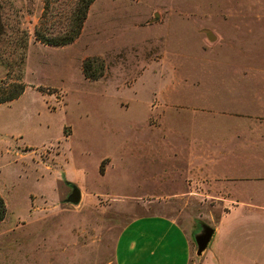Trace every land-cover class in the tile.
<instances>
[{"label": "rangeland", "instance_id": "1", "mask_svg": "<svg viewBox=\"0 0 264 264\" xmlns=\"http://www.w3.org/2000/svg\"><path fill=\"white\" fill-rule=\"evenodd\" d=\"M0 2V87L10 91L26 30V87L0 103V264H118L119 236L151 214L195 235L211 225L220 193L146 191L173 177L171 145L164 152L154 140L160 109L171 129L173 119L193 115L198 125L206 106L236 99L239 82L227 75L264 72V0H98L80 35L62 46L41 42L35 28L60 32L74 0ZM93 56L94 68L103 62L97 79L82 72ZM162 90L196 110L165 106ZM67 181L79 202L66 200ZM259 253L239 264H264Z\"/></svg>", "mask_w": 264, "mask_h": 264}, {"label": "crops", "instance_id": "2", "mask_svg": "<svg viewBox=\"0 0 264 264\" xmlns=\"http://www.w3.org/2000/svg\"><path fill=\"white\" fill-rule=\"evenodd\" d=\"M160 76L165 87L174 90L170 87L177 84ZM175 78L169 75L167 80ZM227 80L239 82L236 99L225 106H206L208 116L198 125L193 115L173 119L171 129L160 109L163 115L156 126L160 134L154 140L164 152V146L171 145L167 158L173 160V177L171 184L146 189L220 193L217 201L222 208L210 225L214 229L210 244L198 256L194 233L170 217L151 214L129 223L119 236L118 264H195L196 257L201 264H239L242 257L259 256L264 248V72L230 73ZM166 91L162 90L165 106L196 110L193 104H177Z\"/></svg>", "mask_w": 264, "mask_h": 264}, {"label": "trees", "instance_id": "3", "mask_svg": "<svg viewBox=\"0 0 264 264\" xmlns=\"http://www.w3.org/2000/svg\"><path fill=\"white\" fill-rule=\"evenodd\" d=\"M94 0H74V4L71 6L70 13L67 17V21L60 32H44L35 28V36L38 40L43 43L62 46L74 41L81 33L84 21L87 17L88 9L90 4ZM50 2V0H45V5ZM2 3L0 2V36L6 33V25L2 17L1 8ZM23 32V37H25V44H21L20 50L18 51V73L15 76L14 82L11 84L14 88L12 91L6 89L7 85L0 87V103L12 100L18 97L25 89L26 84L23 79V67L26 58V30L21 29ZM98 58L85 57L82 61V72L86 78L97 79L102 75L103 62L99 63L98 68H94L93 61H96ZM6 212V206L3 197L0 195V222L3 220Z\"/></svg>", "mask_w": 264, "mask_h": 264}, {"label": "water", "instance_id": "4", "mask_svg": "<svg viewBox=\"0 0 264 264\" xmlns=\"http://www.w3.org/2000/svg\"><path fill=\"white\" fill-rule=\"evenodd\" d=\"M207 35L208 37L212 38V35ZM67 184L71 187V191L68 193L66 200L71 201L73 203L79 202L81 197L80 189L75 183L71 181H67ZM213 232L214 229L210 225H204L203 230L199 234H194V239L196 242V254L198 256L201 255L202 252L206 249Z\"/></svg>", "mask_w": 264, "mask_h": 264}, {"label": "flooded vegetation", "instance_id": "5", "mask_svg": "<svg viewBox=\"0 0 264 264\" xmlns=\"http://www.w3.org/2000/svg\"><path fill=\"white\" fill-rule=\"evenodd\" d=\"M69 189L71 190V187L69 186Z\"/></svg>", "mask_w": 264, "mask_h": 264}]
</instances>
